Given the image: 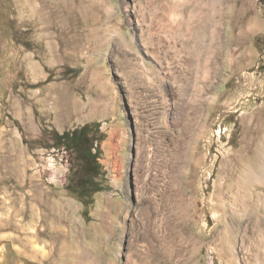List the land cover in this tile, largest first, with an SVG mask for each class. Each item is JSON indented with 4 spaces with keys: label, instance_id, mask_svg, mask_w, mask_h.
<instances>
[{
    "label": "rangeland",
    "instance_id": "rangeland-1",
    "mask_svg": "<svg viewBox=\"0 0 264 264\" xmlns=\"http://www.w3.org/2000/svg\"><path fill=\"white\" fill-rule=\"evenodd\" d=\"M215 3L0 0V264H264V0Z\"/></svg>",
    "mask_w": 264,
    "mask_h": 264
},
{
    "label": "trees",
    "instance_id": "trees-1",
    "mask_svg": "<svg viewBox=\"0 0 264 264\" xmlns=\"http://www.w3.org/2000/svg\"><path fill=\"white\" fill-rule=\"evenodd\" d=\"M99 132L100 125L96 123L53 134L55 145L64 147L81 163L69 179L68 190L82 198L87 208L93 205L96 194L106 190L101 180L105 174L100 163L103 136L94 135Z\"/></svg>",
    "mask_w": 264,
    "mask_h": 264
},
{
    "label": "crops",
    "instance_id": "crops-1",
    "mask_svg": "<svg viewBox=\"0 0 264 264\" xmlns=\"http://www.w3.org/2000/svg\"><path fill=\"white\" fill-rule=\"evenodd\" d=\"M216 3L214 5L215 8L219 7L221 0H214Z\"/></svg>",
    "mask_w": 264,
    "mask_h": 264
},
{
    "label": "bare ground",
    "instance_id": "bare-ground-1",
    "mask_svg": "<svg viewBox=\"0 0 264 264\" xmlns=\"http://www.w3.org/2000/svg\"><path fill=\"white\" fill-rule=\"evenodd\" d=\"M152 36V35H151ZM156 43V42H155ZM141 78V77H140Z\"/></svg>",
    "mask_w": 264,
    "mask_h": 264
}]
</instances>
